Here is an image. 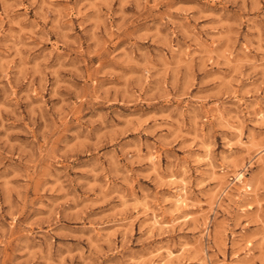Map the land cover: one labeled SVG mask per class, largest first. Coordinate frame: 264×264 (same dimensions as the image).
I'll return each instance as SVG.
<instances>
[{
    "label": "rangeland",
    "instance_id": "1",
    "mask_svg": "<svg viewBox=\"0 0 264 264\" xmlns=\"http://www.w3.org/2000/svg\"><path fill=\"white\" fill-rule=\"evenodd\" d=\"M167 4L177 9L179 31L169 24L167 30L161 29V42L148 40L149 51L164 49L166 58L153 64L150 57L142 69L128 73L147 72L149 79L142 90L137 87L139 102L124 106L117 103L125 99L120 95L123 82L110 83L118 77L97 74L113 57L135 60L125 55L129 42L125 32L135 28L137 34L150 35L149 25L160 24L161 17L125 14L128 28L119 31L121 20L109 16L111 32L101 18L95 29L103 33L98 43L85 35L94 26L81 23L88 17L95 19V10L86 7L85 0L0 3V225L10 229L0 264H11L18 240L30 241L35 253L36 258L26 264H42L38 259L42 253L52 260L64 258V264H84L82 257L89 256L97 243L94 232L112 242L111 248L102 246L111 253L102 264H264V163L259 155L264 134L260 127L264 103L259 101L264 96V29L249 32L247 24L237 21L231 0H167ZM126 7L132 11L131 3ZM192 16L196 19H188ZM150 87L152 92L145 96ZM98 89L109 104L103 103ZM241 99L255 107L241 121L244 138L252 147L241 151L243 159L237 163L231 155L235 149L221 151V136L233 135L221 125L231 123ZM109 108L124 115L116 122L121 131L149 116L171 114L175 120L176 112L192 131L169 147L158 138L177 137L184 131L180 125L177 132L165 128L152 136L144 128L124 135L109 128L106 138L98 140L99 133L86 137L89 118L96 119L93 110L99 115ZM49 120L56 122L55 131L41 135ZM210 123L220 135L209 165L196 157L205 154V148L198 146L199 133L207 132ZM250 135L254 139L248 140ZM36 140L42 148L47 146L51 157L47 163H28L27 149ZM150 144L161 145L155 151L159 167L142 158ZM117 145L121 148L113 153ZM65 151L75 157L70 164L60 162ZM125 151L136 157L130 167L152 175L151 180L128 181L126 191L116 193L125 200L131 194L135 200L130 203L143 205L137 209L140 216L132 223L130 235L116 216L111 217L113 223L106 222L121 201L101 203L93 194L100 190L97 185H103L106 193L112 189V178L95 167L99 159L107 168L100 154L111 156L118 167L127 160ZM171 152L175 162L167 155ZM138 185H147L150 191H136ZM154 215L162 216L164 224L181 223L153 231L149 246L139 241L142 232L150 231L147 225ZM25 225L32 236L22 231Z\"/></svg>",
    "mask_w": 264,
    "mask_h": 264
},
{
    "label": "clouds",
    "instance_id": "2",
    "mask_svg": "<svg viewBox=\"0 0 264 264\" xmlns=\"http://www.w3.org/2000/svg\"><path fill=\"white\" fill-rule=\"evenodd\" d=\"M231 2L236 6V19L238 22L242 21L247 24L249 27V32H256L259 29H264V0H231ZM0 3H5V0H0ZM115 3L116 7L113 8L112 5ZM129 3L132 4L133 8L130 12L126 5ZM85 6L91 8L94 11L95 19L88 17L81 20L82 24H92L94 26L91 33H85V35H91L93 41H99L103 38V33H98L96 29L97 22L101 20V18L105 22L106 29L111 32V26L109 22V16H111L112 21H116L117 19L121 20V27L119 31H124L128 28V24L123 22V16L125 14L131 16L135 15L137 17L143 18L144 16L156 17L159 16L162 18L160 24L149 25V33L150 35H145L143 33H138V30L133 28L130 32H125L126 35L129 36V42L125 45L128 48V53H125L126 56H135L136 59L132 60L129 63L128 59L117 60L113 57V60L110 64L106 65L105 68L100 69V72L97 75H105L110 77H118L117 81H110V83L115 82H123V86L120 88V95L125 97L122 101H118L117 103H122L124 106H128L130 104H136L139 102L140 92L137 91V87L143 89L144 84L148 81L149 76L147 72H145L142 76H129V72H135L137 69H142L144 64L151 57L152 63H159L161 60L166 58V53L164 49H151V45L148 44V40L152 39L157 43L161 42V29H166V26L171 24L176 26L177 31H179L178 21L174 18V13L177 9L170 8L167 4V0H85ZM105 8L108 9L107 12L103 11ZM82 15V14H81ZM188 19H196V17H188ZM259 26V27H257ZM167 30V29H166ZM169 31V36H171V30ZM2 34V33H0ZM138 41H143V45H138ZM111 56L112 54L109 53ZM172 61L175 60V55L172 56ZM7 73H5V76ZM154 81L158 82L157 77H152ZM133 81H138V84H134ZM155 87V84L153 85ZM75 91V89H73ZM101 92V100L104 104H109V101L104 99V92L102 89H98ZM109 91H114V89H109ZM157 91H160L157 88ZM152 92V88H148L146 92H143L145 96L149 95ZM256 100V97H253V101ZM259 101L264 103V96L259 97ZM244 105L241 109L240 105ZM237 114L230 117L231 123L225 122L221 127H226L230 132L233 133L230 139H225L221 136V144L223 147L221 151L224 149H235L231 153L236 159L237 163H240L243 159V156L240 155L241 151L244 149H251L252 145H250L244 138V133L242 131L243 124L241 121L246 120L247 116L250 112L254 111V103H246L243 99L238 100L236 105ZM175 111V110H174ZM176 119H173L171 114L165 115L163 117H154L149 116L140 120L136 127L134 128H126V130L121 131L117 126V121L124 120V115L120 110L113 111L112 108H109L108 111H102L99 115L96 114L95 109L93 110V115L96 116L95 121H91L89 118L91 126L87 128V132L84 133L86 137H91L96 133H99V139L106 138L111 133L109 132V128L117 134L124 135L126 131H135L141 128L146 130L147 135H155V131H163V129L167 128L169 132H177L176 125H180L181 128L184 129L183 132L177 133V137L173 139H165L163 136L159 137L164 147H169L173 145L176 141V138L183 137L187 134V132L192 131L190 126H186V122L184 120V116L180 112H176ZM195 117H193L194 119ZM261 124L260 127L264 129V112L261 113L260 116ZM151 128H147L150 125ZM56 122L54 120H49L47 122V130L45 133L41 135H48L49 132L55 131L54 124ZM131 124V121L127 122ZM99 125V127H95ZM95 129V132H93ZM81 129L80 131H82ZM201 136L199 147L205 148V154L201 157H196L197 161H207L210 165L212 159L215 157L212 156L213 150L219 147L216 141V136L220 135L216 131V126L214 124L209 125L208 131L204 133H199ZM254 139V136H249L248 140ZM242 141H244L242 143ZM104 142H107L105 139ZM89 143H91V139H89ZM41 142L36 140L32 146L27 149L26 156L28 158V163L32 165H41L43 163H47L51 157L47 151V146L41 147ZM260 151L259 155L261 157V162L264 163V134L260 136ZM161 147L160 144L155 145L153 147L151 144L149 145V152L145 154L142 158L145 160H149L153 163V165L159 167V157L155 154V151ZM121 148L120 145H117L114 149H112L113 153L118 151ZM107 151V150H106ZM247 155V153H245ZM100 155L104 156V159L108 162L107 168L105 169V165L103 162L97 159V163L95 167L100 171H106L107 175L112 178V189L109 192H105L103 185H97L99 187L98 192H94V196L101 203L107 202L112 199H117L121 201L119 207L115 208V211L109 214V217L106 218L107 223H113L114 221L111 219L112 216H116L121 219L122 226L127 225V231L129 235L131 234L132 223L134 220L139 219L140 213L137 212V209L143 207V205L137 203H130L129 201H134L135 196L129 194L128 199L125 200L123 197L116 195L119 192H125L126 189L124 187L125 183L128 181H138L139 179L151 180L152 175L150 172H146L145 169L137 170L135 168L130 167V164L135 162L136 157L129 154L127 151L124 152V156L127 158L125 164L115 166L113 163L112 157L101 153ZM172 162H175L176 156L174 152L167 154ZM75 157L70 153V151H65L63 156L60 158V162L69 163ZM248 158L252 163H256V160L252 159L249 155ZM120 157H116V161L118 162ZM218 162V161H217ZM243 167L242 163L240 165ZM161 172H164V168L159 169ZM91 171V170H90ZM247 171V169H245ZM140 173H145L144 175H139ZM136 191H150L147 188V185H138ZM43 207V205H41ZM2 211V210H0ZM179 211V209H177ZM16 216H13V222L16 220ZM2 219V216H0ZM163 217L161 216L159 219L155 217V215L151 218L150 223L147 225L149 228L148 233H143L141 235L140 243L151 245L153 240L152 232L159 229H171L175 226V223H181V221H175L173 224H164L162 223ZM143 223V221H141ZM22 231L26 232L28 236H32L33 233L29 230V227L25 225L22 228ZM10 233V229L0 225V258L3 257V253L5 252V245L8 240V235ZM94 235H97V243L93 245V252L87 256L82 257L84 260V264H102L103 258L107 255L111 254L110 252L103 251L104 245H108L110 248L112 246L111 240L102 235H98L94 232ZM114 233H109L108 236H112ZM119 251V250H117ZM27 254V255H25ZM19 256L20 259H16V256ZM172 252L168 253V256L172 257ZM36 258L35 253L31 251L30 241L28 240H18L16 243L15 253L12 257L11 264H26V262L31 259ZM38 259L42 262V264H64V258H60L59 260H52L46 253H42L39 255ZM177 260L180 259L179 256L176 257ZM122 264H127V262H122ZM233 264H239V262L234 261Z\"/></svg>",
    "mask_w": 264,
    "mask_h": 264
},
{
    "label": "bare ground",
    "instance_id": "3",
    "mask_svg": "<svg viewBox=\"0 0 264 264\" xmlns=\"http://www.w3.org/2000/svg\"><path fill=\"white\" fill-rule=\"evenodd\" d=\"M183 192V191H182ZM184 194V193H183Z\"/></svg>",
    "mask_w": 264,
    "mask_h": 264
}]
</instances>
